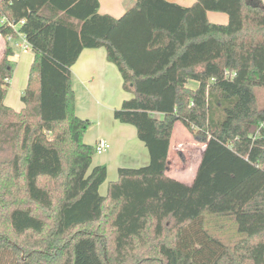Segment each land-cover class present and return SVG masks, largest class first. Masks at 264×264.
<instances>
[{
  "label": "trees",
  "instance_id": "16d2710c",
  "mask_svg": "<svg viewBox=\"0 0 264 264\" xmlns=\"http://www.w3.org/2000/svg\"><path fill=\"white\" fill-rule=\"evenodd\" d=\"M98 8L0 0L15 25L0 22V264H264V1L134 0L118 17ZM19 35L33 58L15 110L4 102L7 37ZM100 47L130 94L113 117L149 155L118 167L104 195L107 169L91 165L71 76L81 51ZM177 121L204 143L189 184L165 173Z\"/></svg>",
  "mask_w": 264,
  "mask_h": 264
},
{
  "label": "crops",
  "instance_id": "0c3cea01",
  "mask_svg": "<svg viewBox=\"0 0 264 264\" xmlns=\"http://www.w3.org/2000/svg\"><path fill=\"white\" fill-rule=\"evenodd\" d=\"M124 1L125 0H99L98 11L102 14H109L118 17L133 3L134 0H129L128 2ZM170 1L183 6H188L191 5L190 2L192 0ZM207 18L209 21L216 23H225L228 19L226 13L217 11H208ZM3 42L4 38L0 35V57L3 52ZM9 42L14 50V46L20 48L19 38H15L14 41ZM32 58L33 55L27 61V68L30 66ZM11 60L17 62L15 53L11 56ZM71 76L72 89L75 96V113L82 118H88L90 122L94 121L98 123V125L104 124V121L107 120L110 122V130L113 128L116 131L114 133L115 135L111 133L110 130L104 131L107 134V142L110 147L105 151L106 153L104 155L92 159L91 163L92 166L97 164L106 166L107 177L99 187L100 194L104 195L108 183L117 179L118 167H139L147 164L149 161L148 151L144 143L138 139L134 126L131 127L132 125L130 124L120 123L113 117L114 109L119 108L122 101L128 98L130 94L123 90L121 75L117 67L106 59V52L103 47L83 49L78 59L71 66ZM27 77L28 74L26 72L25 77L16 80L15 85L19 88V91L24 90ZM187 85L195 87L197 82L189 80ZM9 91L8 88L7 95L4 99L5 104L11 106L15 110H19L23 104H17L15 96H11ZM84 107L94 108V111L83 112L82 109ZM193 140L196 142L189 131L179 121L175 122L169 141V164L165 173L166 175L187 184L191 183L194 178L204 149V143L202 142H200L201 146L199 147L198 145H195L198 153H196V157L193 161H195L194 163L196 165L193 166L192 169L190 167L188 168L187 166L190 159L187 154H189V148L191 149L193 146ZM98 141H101V139L97 138L93 143L95 144ZM86 142L93 144L92 142ZM173 155L181 159V166L177 165V161ZM187 169L190 173H188Z\"/></svg>",
  "mask_w": 264,
  "mask_h": 264
},
{
  "label": "rangeland",
  "instance_id": "374dc122",
  "mask_svg": "<svg viewBox=\"0 0 264 264\" xmlns=\"http://www.w3.org/2000/svg\"><path fill=\"white\" fill-rule=\"evenodd\" d=\"M129 0H125L124 2H128ZM194 0H192L190 2L193 3ZM127 4V3H126ZM21 42V41H20ZM14 44V43H13ZM4 47V42L2 44V49ZM15 50H14V53H15V56L17 58V62H15L14 60H12V75H11V78L13 79H10V85H9V92H10V95L11 96H15V99H16V103L17 104H20L22 105L23 103L21 102L20 100V95H21V90L19 91V88L15 85L16 84V80H19V78H22V77H25L26 76V72L28 74V68H27V61L32 57V52L30 49H27L26 52H23L21 49L22 48H18V46H14ZM256 92V98H257V101H258V104L259 105H262L264 103V87H258L256 88L255 90ZM83 112H91V111H94V108H90V107H84L83 109ZM129 125V124H128ZM133 127V126H131ZM110 130V122L105 120L104 121V124H100L98 125V123L96 122H90V125L87 127L86 131L84 132V136H83V139L84 141H88V142H94L95 139L97 138H100L101 140H104V141H108L107 139V134L106 132L104 131H108ZM111 133H115L116 131L112 128L111 130ZM115 135V134H114ZM193 142V146L191 147V149L189 148V154L188 157H189V163H188V168L190 167L191 169L193 168V166H195L196 164L194 163L195 161L194 158L196 157V153H198V151L196 150L195 148V145H198L201 146L200 142L199 141H192ZM199 142V143H197ZM94 144V143H93ZM109 149V148H108ZM106 151V150H105ZM103 151L102 153L100 154H97V153H93V156H92V159H95V158H99L100 156L104 155L106 152ZM188 153V152H186ZM174 158L176 159V163L178 166H181L182 165V162H181V159L177 158L175 155H173ZM196 160V159H195ZM188 173H190V171L187 169ZM103 190V189H102Z\"/></svg>",
  "mask_w": 264,
  "mask_h": 264
},
{
  "label": "built area",
  "instance_id": "2783aa9c",
  "mask_svg": "<svg viewBox=\"0 0 264 264\" xmlns=\"http://www.w3.org/2000/svg\"><path fill=\"white\" fill-rule=\"evenodd\" d=\"M7 21L9 25H11V27L15 28V25L13 24L12 21L7 20L5 17H1L0 18V22H4ZM22 22V20L20 21V23ZM18 38L20 39L21 42H19V47L22 48V51H26L29 48V45L27 44L25 38L23 35H19ZM15 38H12L10 36L7 37L8 41H14ZM15 43V42H14ZM17 44V43H16ZM110 147L109 143L107 141H98L95 145V152L97 154L102 153L103 151L107 150Z\"/></svg>",
  "mask_w": 264,
  "mask_h": 264
}]
</instances>
